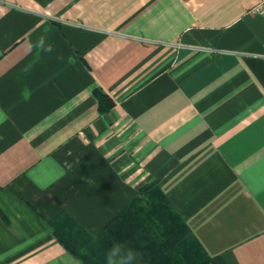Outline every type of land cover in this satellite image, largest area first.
<instances>
[{
  "label": "crops",
  "instance_id": "1",
  "mask_svg": "<svg viewBox=\"0 0 264 264\" xmlns=\"http://www.w3.org/2000/svg\"><path fill=\"white\" fill-rule=\"evenodd\" d=\"M259 2L0 0V264H82L61 219L96 237L153 182L208 255L264 264Z\"/></svg>",
  "mask_w": 264,
  "mask_h": 264
},
{
  "label": "trees",
  "instance_id": "2",
  "mask_svg": "<svg viewBox=\"0 0 264 264\" xmlns=\"http://www.w3.org/2000/svg\"><path fill=\"white\" fill-rule=\"evenodd\" d=\"M101 113L113 104L95 89ZM156 182L139 190L142 198L112 219L96 237L76 222H60L55 237L82 264H224L206 253L188 225L172 210Z\"/></svg>",
  "mask_w": 264,
  "mask_h": 264
},
{
  "label": "built area",
  "instance_id": "3",
  "mask_svg": "<svg viewBox=\"0 0 264 264\" xmlns=\"http://www.w3.org/2000/svg\"><path fill=\"white\" fill-rule=\"evenodd\" d=\"M253 12L264 19V0H260L259 4L253 9Z\"/></svg>",
  "mask_w": 264,
  "mask_h": 264
},
{
  "label": "clouds",
  "instance_id": "4",
  "mask_svg": "<svg viewBox=\"0 0 264 264\" xmlns=\"http://www.w3.org/2000/svg\"><path fill=\"white\" fill-rule=\"evenodd\" d=\"M50 50H51V49L49 48V51H50ZM21 95H22V97H23L25 100H29L31 94H30L29 90L25 89V90L21 93ZM6 119H7L6 116L3 117V118H0V123L5 122Z\"/></svg>",
  "mask_w": 264,
  "mask_h": 264
},
{
  "label": "rangeland",
  "instance_id": "5",
  "mask_svg": "<svg viewBox=\"0 0 264 264\" xmlns=\"http://www.w3.org/2000/svg\"><path fill=\"white\" fill-rule=\"evenodd\" d=\"M68 219H69L68 217H63V218L61 219V222H66ZM57 228H58V227H57Z\"/></svg>",
  "mask_w": 264,
  "mask_h": 264
}]
</instances>
